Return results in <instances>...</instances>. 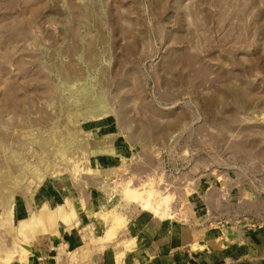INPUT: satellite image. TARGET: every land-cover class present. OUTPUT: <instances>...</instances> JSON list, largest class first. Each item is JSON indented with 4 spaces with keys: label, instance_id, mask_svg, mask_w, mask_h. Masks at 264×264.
I'll use <instances>...</instances> for the list:
<instances>
[{
    "label": "rangeland",
    "instance_id": "rangeland-1",
    "mask_svg": "<svg viewBox=\"0 0 264 264\" xmlns=\"http://www.w3.org/2000/svg\"><path fill=\"white\" fill-rule=\"evenodd\" d=\"M263 171L264 0H0L10 264L23 248L28 264H121L131 220L214 218L211 186L223 198ZM62 206L75 214L56 233L22 229ZM117 218L115 239L96 243Z\"/></svg>",
    "mask_w": 264,
    "mask_h": 264
},
{
    "label": "crops",
    "instance_id": "crops-1",
    "mask_svg": "<svg viewBox=\"0 0 264 264\" xmlns=\"http://www.w3.org/2000/svg\"><path fill=\"white\" fill-rule=\"evenodd\" d=\"M238 180L239 187L230 184L223 198L217 195L218 184L211 186L206 207L218 214L214 218L195 217L189 224L146 215L131 220L121 230L127 233L121 245L114 247V257L121 264H264V171L256 183L247 175ZM84 209L82 206V213ZM237 214L255 217L260 227L246 230L244 219ZM33 241L35 245L39 242L37 238ZM42 253L32 256L52 259ZM28 262L30 257L21 264Z\"/></svg>",
    "mask_w": 264,
    "mask_h": 264
},
{
    "label": "bare ground",
    "instance_id": "bare-ground-1",
    "mask_svg": "<svg viewBox=\"0 0 264 264\" xmlns=\"http://www.w3.org/2000/svg\"><path fill=\"white\" fill-rule=\"evenodd\" d=\"M133 198L136 201L140 200V196H137V197L135 196ZM144 207L146 210L152 209V205H151L149 200H144ZM48 208L45 207L43 209L41 216H35V215L31 216V218L28 221H26L22 224V229L26 228V229H29V231H32L34 229V227H36L39 229L40 232L45 233V234H50V233H56L57 221H61L63 224H65L67 226L70 223H72L73 216H74L73 215L74 209L66 208L65 206L58 207L57 210H50V208L49 209ZM102 215L106 216L105 213H103ZM123 224H124V220L122 218H117L113 222V224L110 226V229L105 233V235L103 237H101L100 239L98 238L97 241H95V242L97 243L100 241L101 244H105L107 241L112 240L115 237L117 230L119 228H121V226ZM128 245H126V246H128ZM22 250H23V253H22L23 255H22L21 259L23 261H25V258L27 256L28 252L24 248ZM14 255H15V253H13V252L8 253V251L4 254H0V261H1L0 264H10V262H12V259L14 258Z\"/></svg>",
    "mask_w": 264,
    "mask_h": 264
},
{
    "label": "built area",
    "instance_id": "built-area-1",
    "mask_svg": "<svg viewBox=\"0 0 264 264\" xmlns=\"http://www.w3.org/2000/svg\"><path fill=\"white\" fill-rule=\"evenodd\" d=\"M244 219V228L247 229H254V228H259L261 223L256 219L255 217H243Z\"/></svg>",
    "mask_w": 264,
    "mask_h": 264
}]
</instances>
